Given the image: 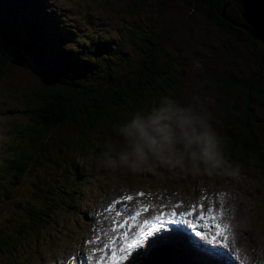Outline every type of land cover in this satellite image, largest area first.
Listing matches in <instances>:
<instances>
[{"label":"rangeland","instance_id":"374dc122","mask_svg":"<svg viewBox=\"0 0 264 264\" xmlns=\"http://www.w3.org/2000/svg\"><path fill=\"white\" fill-rule=\"evenodd\" d=\"M158 2L5 1L0 7V43L4 41L10 48L21 45L20 51L16 52L13 48L11 54L16 61L26 58V62L19 65L11 58L15 65H11L9 73L0 78V160L5 152H15L13 146L19 142H22L21 148L24 150H33L29 146L27 130L19 132L29 118L23 114L26 94L50 83L65 57L73 59L77 68L93 70L88 82L107 80L109 63L114 64L118 75L130 74L144 55L141 51V33L144 31L158 35L161 39L158 54L165 59H169L170 54L174 55L173 60L178 64L176 87L167 89L162 98L169 97L205 115L217 137L221 132L222 109L213 95H223L238 106L242 105V101L231 89L213 81L212 77L231 75L242 80L258 70L260 80L264 82L263 46L259 40L250 41L245 37L237 38L236 43L231 45L221 31L207 24L198 12L190 10L179 0H168L160 12ZM34 9L48 16L53 26L47 21H40V27L34 26L37 31L31 29L33 25L26 23L36 14ZM60 28L68 31L69 36L54 40L60 36ZM25 30L38 36V42H30L28 39L32 37H28ZM40 30L41 33L46 32V36L39 38ZM234 32L236 36L241 34L238 30ZM91 35H95L96 40L94 49L88 50L86 45ZM118 41H122L120 48ZM162 98L159 101L154 98L139 112L146 114L154 104L164 103ZM250 110L260 129L258 137L264 154V104L252 102ZM105 128L103 124H96L84 137L89 136L87 145L81 146L78 152H74L73 148L66 149L56 141V134L71 133L67 131L68 128L52 133L44 151L48 158L39 157L37 162L31 161L29 164L34 168L29 169L23 180L11 188V198L0 201V228L4 232H11L23 219V210L18 203L23 204L27 199L38 200L34 182L41 183L40 178H54V181L63 178L68 189L74 187L80 190L83 187L85 190H80L78 203L65 206L57 221L48 229L41 232L33 228L24 231L10 248L0 252V264L83 263L92 259V254L99 250L117 222L127 217L118 216L117 212L123 213L125 208L138 209V204L152 211L164 203L177 210L196 206L197 212L201 211L200 205H204L203 211L218 215L222 221L229 220L231 227L226 232L229 243L241 256L255 260L256 264H264V174L256 168L255 159L242 160L245 167L237 168L220 153L217 144L220 154L216 173L200 164L195 167L188 164L184 168L158 165L139 172L126 168H105V153L114 154L118 150L115 136L108 135L99 140ZM96 144L100 150L94 148ZM50 157L60 159L63 164L56 167ZM237 157L234 154L233 158ZM5 171L0 186H10V175ZM125 175L140 176L142 179L136 182ZM143 188L154 192L155 196L138 195L143 193ZM128 196L133 199H124ZM208 209L213 211L209 212ZM83 215L85 217L81 220ZM112 235L117 236L114 232ZM172 237L174 233L170 231L166 244L175 246L173 240L177 237L173 240ZM109 239H112L111 235ZM109 248H103V253L107 254ZM186 249L183 248L184 255L193 258L194 251ZM176 250L178 248L175 247L172 262H185L184 256L177 255ZM105 254L103 258L107 257ZM147 254L148 248L144 246L128 256L132 261L133 256L138 255L133 261L139 262ZM212 257L209 264L215 259ZM237 260L238 264H246L241 258Z\"/></svg>","mask_w":264,"mask_h":264},{"label":"trees","instance_id":"16d2710c","mask_svg":"<svg viewBox=\"0 0 264 264\" xmlns=\"http://www.w3.org/2000/svg\"><path fill=\"white\" fill-rule=\"evenodd\" d=\"M5 1L10 0H0V7ZM158 1V12H160L166 7L168 0ZM179 1L190 10L198 12L207 24L221 31L231 45H234L237 38L241 37L254 41L243 28L234 25L221 15L222 6L227 0ZM34 12L36 14L27 19L26 23L33 25L31 29L40 27V21H47L50 26H53V22L48 16L38 9H34ZM225 14L233 20H241L238 11L231 3L226 6ZM35 30L37 31L36 28ZM234 30H238L241 33L240 36H236ZM25 32L28 37H32L28 39L30 42H38V36L36 37L26 30ZM60 32V36L54 40L62 36H69V32L62 28H60ZM44 36H46V32L41 33L40 30L39 38ZM95 40V35L88 38L86 45L88 50L94 49ZM117 45L120 48L122 41H118ZM13 48L18 52L22 46L10 48V45L7 47L4 41L0 43V78L9 73L11 65H15L11 60L12 58L16 61L11 55ZM159 48H161L159 36L150 31H144L141 33V51L144 55L138 60L133 71L130 74L118 75L117 68L113 63H109L107 80L96 83L88 82V76L93 71L92 69L88 71L85 68H77L73 59L65 57L50 83L45 86L41 85V88L38 86L31 93H27L23 114L28 115L29 118L27 117L26 124L20 128L19 132L27 130L29 146L33 150H24L21 148L22 142H19L13 146L15 152L7 151L2 155L0 182L3 170H6L5 172L10 175V186L7 184L0 186V201L4 198H11V188L23 180L24 174L29 169L34 168L29 164L31 161L37 162L39 157L48 158L44 151L47 140L53 132L68 128L69 130H66L71 133L68 135L56 134L58 136L56 141L64 145L66 149L73 148L74 152H78L81 146L87 145L89 136L85 139L84 137L96 124H103L106 127L99 140L105 136L108 137V135L115 136V129L121 123L141 111L154 98L159 101L167 89L176 87L178 64L173 60L172 56L174 55L170 54L169 59L161 57L157 51ZM16 62L23 65L26 58ZM259 74L257 70L242 80H237L231 75L214 76L212 80L226 85L242 101V105L238 106L235 101H229L223 95H213L222 109L221 132L217 136L220 153L237 168L245 167V162L242 160L255 159L256 168L264 174V154L258 137L260 129L250 110L252 102L264 104V82L260 80ZM23 95H25L24 92ZM94 148L100 150L98 144L94 145ZM220 153L218 152L214 164L207 167L204 165L208 171L213 173L218 171ZM234 154L238 157L233 158ZM50 160L56 167L63 164L60 159L54 157H50ZM40 182L39 184L34 182L38 200L27 199L23 204L18 203L19 208L23 210V219L13 227L11 232L5 231L6 234L0 228V252L10 248L15 240L24 234V231L28 232L33 228L34 230L39 229L41 232L48 229L57 221V216L65 206H73L78 203L80 190H85L83 187L80 190L74 187L68 189L63 178L61 181H54V178L47 180L40 178ZM165 264H168V261Z\"/></svg>","mask_w":264,"mask_h":264},{"label":"clouds","instance_id":"9594fccd","mask_svg":"<svg viewBox=\"0 0 264 264\" xmlns=\"http://www.w3.org/2000/svg\"><path fill=\"white\" fill-rule=\"evenodd\" d=\"M162 99L164 103L154 104L146 114L136 112L115 129L118 150L105 153V168L139 172L158 165L214 164L217 137L208 118L169 97Z\"/></svg>","mask_w":264,"mask_h":264},{"label":"bare ground","instance_id":"6f19581e","mask_svg":"<svg viewBox=\"0 0 264 264\" xmlns=\"http://www.w3.org/2000/svg\"><path fill=\"white\" fill-rule=\"evenodd\" d=\"M125 177H127V179H130V180H137L138 179H142L140 176H128V175H125ZM84 186V185H83ZM139 211L140 213H142V211H144V207L142 206V204H138V209H133L132 212L135 213ZM148 214H150V217H151V226L152 227H156L159 223H161V221H157L155 219V217H157L158 215L160 214H164V220L162 221L163 224H164V227H166V225H169L171 227H173L174 229L176 230H179V228L181 227L179 225V223L176 221V217H173L171 215V213L173 212L171 209H169L165 204H163L162 206L152 210V211H146ZM183 213H186L185 209L183 210ZM206 214H208V212L205 211ZM184 216V215H183ZM84 215L83 217H81V220L84 219ZM185 217V216H184ZM83 218V219H82ZM172 220H175L176 222L175 223H171L170 221ZM120 221L117 222V224H119ZM128 225H133L134 226V222L131 220L129 221L128 220ZM128 225H125V227L123 228H119V227H116L115 230H113L105 239V241L102 243H100V248L99 250H97L94 254H92V259H89L88 261H85V262H81V261H75L74 263L72 264H91V263H95V262H98V261H101L99 264L103 263L106 259V256L105 258L104 257V254L103 253V248H107L112 244L114 243L115 241L117 243H121V248L122 247H126L128 244H132V241L133 239L136 237V235H138L139 233V230L140 228L139 227H135L136 228V231L135 232H130L129 231V227ZM229 228V227H228ZM228 228L226 230L223 231V236H224V244L225 245H228L230 247H233L229 241H228V238H227V234L226 232L228 231ZM183 229L186 231V234H185V238L189 237V243H191V246L194 247L196 250V252L194 251L195 255L194 257L192 258H188V256L186 257L184 255V252H183V248H187L186 246V243L183 241L184 239L182 237H177L176 239H174V237H172V240H173V243L175 244V247L178 248V250H176V254L177 255H181L184 256V259H185V263L187 264H203L201 261H199V256H201V253H200V249L204 246H206L208 244V238H205V234L203 232H201V230L197 227H191L189 226L188 224H184L183 226ZM114 232V234H117V236H113L112 233ZM125 232H129V235L128 236H124L123 233ZM199 233V235L197 234ZM177 234V232H176ZM112 236V239L110 240L109 239V236ZM119 237V238H118ZM226 238V239H225ZM105 245H107V247H105ZM146 247L148 248V254L146 257H144V261L145 264H165L167 261H168V258H163V257H167L166 255V247L164 245H160L159 243L157 244H154L152 246H149L148 243H145L143 245V247ZM120 248V249H121ZM136 246L133 245V249H135ZM235 249V247H233ZM188 250V249H186ZM216 250H219V248H216L214 250H211L210 251V255H208V259L211 258V256H213L215 258V254H218V251ZM132 252H136V250H131ZM178 252V253H177ZM124 256H123V264H131V259L130 257L128 256L127 253H123ZM106 255V254H105ZM138 256V255H137ZM212 257V258H213ZM213 258V259H214ZM239 258L238 254L234 253L233 252V257L231 259H226V260H223V264H238V261L237 260ZM217 262L215 261V259L213 260V262L211 264H216ZM60 264H69V262H63V263H60ZM172 264H176V260L172 263ZM209 264V263H208Z\"/></svg>","mask_w":264,"mask_h":264},{"label":"snow or ice","instance_id":"6c2138e0","mask_svg":"<svg viewBox=\"0 0 264 264\" xmlns=\"http://www.w3.org/2000/svg\"><path fill=\"white\" fill-rule=\"evenodd\" d=\"M138 195L142 196L144 194L140 193ZM124 199L130 201L133 198L131 196H128V197H125ZM116 203H119V201H117ZM113 207H115V204L113 205ZM177 207H179V205H177ZM200 208H201V211L198 214V220L199 221H204L205 219H208L210 222H213V227L218 230L215 233V235L213 236V239H215L216 236H220L222 234V232L228 228V225L227 224H223L222 225V224H220L218 222H215L216 219H217L215 215L206 216L205 212L203 211L204 205H200ZM147 210H148V208H147V206H145L144 207V211H147ZM208 211L212 212L213 210L212 209H208ZM117 215L118 216L126 215L128 217V220H135L141 215V213L139 211L133 213L130 209L125 208L123 213L117 212ZM171 215L173 217H176L177 213L175 211H173L171 213ZM180 215H184V216L197 215L196 206H193L190 211H188L186 213H181ZM155 219L157 221H161V223H159L156 227H149L147 229V232H145V230L143 228H141L139 230L138 235L133 239L132 244H128L126 247H122L121 248V250H120L121 253H127L128 255H130L131 254V250H137L138 251L140 248L143 247V245L145 243H148L149 246H152V245L157 244V243H159V244L167 243L168 242V235L170 234V231L164 227V224L162 222L164 220V214L162 213V214L158 215L157 217H155ZM128 220H124L123 223L117 224L116 226H114L113 230H115V227H119V228L125 227V225H128ZM170 222L171 223H175L176 221L172 220ZM143 224L144 225H148V224H150V221L149 220H144ZM128 227H129V231L130 232H135L136 231L135 226L128 225ZM200 227L203 228V227H205V225L201 224ZM197 234L199 235V233H197ZM123 235L126 237V236L129 235V232H125V233H123ZM133 245L136 246L135 249H133ZM105 247H107V245H105ZM116 257H117V253L116 252L111 253V262H110V264H117Z\"/></svg>","mask_w":264,"mask_h":264},{"label":"water","instance_id":"95a60500","mask_svg":"<svg viewBox=\"0 0 264 264\" xmlns=\"http://www.w3.org/2000/svg\"><path fill=\"white\" fill-rule=\"evenodd\" d=\"M230 3L236 8L242 21H236L226 16L225 8ZM221 15L234 25L243 28L250 38L259 40L264 49V0H227L222 6ZM160 245L166 247L165 251L168 257V264H171V254L175 246L166 243ZM134 264H145V262H136ZM177 264L187 263L180 261Z\"/></svg>","mask_w":264,"mask_h":264}]
</instances>
